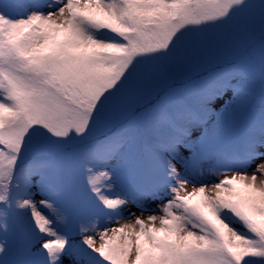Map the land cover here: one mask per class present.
<instances>
[{"label": "snow or ice", "instance_id": "6c2138e0", "mask_svg": "<svg viewBox=\"0 0 264 264\" xmlns=\"http://www.w3.org/2000/svg\"><path fill=\"white\" fill-rule=\"evenodd\" d=\"M0 264H264V0H0Z\"/></svg>", "mask_w": 264, "mask_h": 264}, {"label": "rangeland", "instance_id": "374dc122", "mask_svg": "<svg viewBox=\"0 0 264 264\" xmlns=\"http://www.w3.org/2000/svg\"><path fill=\"white\" fill-rule=\"evenodd\" d=\"M133 211H135V209H133ZM145 215H147V213ZM121 223H123V221H121Z\"/></svg>", "mask_w": 264, "mask_h": 264}]
</instances>
